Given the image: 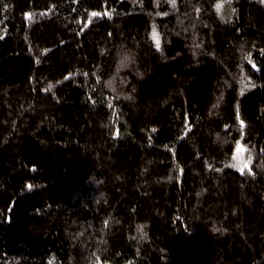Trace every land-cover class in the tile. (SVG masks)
<instances>
[{"label": "trees", "instance_id": "1", "mask_svg": "<svg viewBox=\"0 0 264 264\" xmlns=\"http://www.w3.org/2000/svg\"><path fill=\"white\" fill-rule=\"evenodd\" d=\"M0 264H264V0H0Z\"/></svg>", "mask_w": 264, "mask_h": 264}, {"label": "snow or ice", "instance_id": "2", "mask_svg": "<svg viewBox=\"0 0 264 264\" xmlns=\"http://www.w3.org/2000/svg\"><path fill=\"white\" fill-rule=\"evenodd\" d=\"M175 2V0H173V3ZM221 7V5H217V9L219 10V8ZM93 16H96V15H99L98 13H93L92 14ZM152 38L153 40L155 41L156 43V47L159 48L160 44H159V36L158 34L155 32V30H153V33H152ZM243 127V124L241 125ZM239 152L242 153L243 152V149L240 148L239 149ZM234 159H236L238 161L237 164H234L232 165V167H237V168H240L241 167V164H243V167H247V163H244L241 161V158H240V155L238 154L237 156L234 157ZM250 159V158H249Z\"/></svg>", "mask_w": 264, "mask_h": 264}]
</instances>
